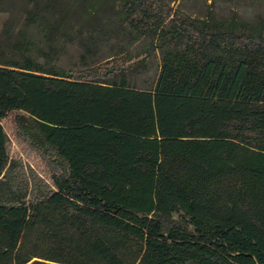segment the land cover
Returning a JSON list of instances; mask_svg holds the SVG:
<instances>
[{
    "label": "trees",
    "instance_id": "trees-1",
    "mask_svg": "<svg viewBox=\"0 0 264 264\" xmlns=\"http://www.w3.org/2000/svg\"><path fill=\"white\" fill-rule=\"evenodd\" d=\"M158 27L150 89L114 59L66 71L0 48V264H264V17ZM13 113L57 164L39 196L10 158Z\"/></svg>",
    "mask_w": 264,
    "mask_h": 264
},
{
    "label": "rangeland",
    "instance_id": "rangeland-1",
    "mask_svg": "<svg viewBox=\"0 0 264 264\" xmlns=\"http://www.w3.org/2000/svg\"><path fill=\"white\" fill-rule=\"evenodd\" d=\"M136 1L0 0V48L20 42L39 61L49 60L66 71L88 70L114 59L133 66L127 73L133 86L150 89L163 64L161 20L167 25L181 13L204 18L207 12L264 17V0H139L160 9L161 17L145 14ZM14 118L15 113L3 123L10 158L24 168L31 194L39 196L52 187L57 164L23 140Z\"/></svg>",
    "mask_w": 264,
    "mask_h": 264
}]
</instances>
